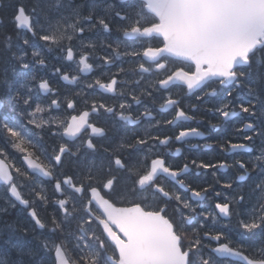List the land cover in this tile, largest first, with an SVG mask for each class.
Listing matches in <instances>:
<instances>
[{"label": "snow or ice", "instance_id": "6c2138e0", "mask_svg": "<svg viewBox=\"0 0 264 264\" xmlns=\"http://www.w3.org/2000/svg\"><path fill=\"white\" fill-rule=\"evenodd\" d=\"M12 7L0 221L24 212L29 224L7 230L38 229L40 244L4 240L0 264H264V0ZM198 114L234 129L225 159L180 165L173 142L205 136ZM192 167L236 175L194 186Z\"/></svg>", "mask_w": 264, "mask_h": 264}, {"label": "flooded vegetation", "instance_id": "af4514ba", "mask_svg": "<svg viewBox=\"0 0 264 264\" xmlns=\"http://www.w3.org/2000/svg\"><path fill=\"white\" fill-rule=\"evenodd\" d=\"M60 83H63L62 81ZM55 86V84L53 85ZM71 87V86H69ZM187 103V101H186ZM197 120L200 121V127L201 130L205 132V136L203 138H194L191 140V144H185L180 145L175 142H173V148L172 150H175V147H181L182 148V154L179 157H174L176 163L182 165L184 162H191L192 159H196L197 161L203 160L206 163H218L221 160L225 159V154L220 151V144L223 142L226 138H232V134L234 132V129L231 126L225 125V124H219L218 128L215 130H207L208 129V122L209 120L215 121L210 114L201 116L198 114ZM193 126H196V122H191ZM133 126L128 125V128L131 129ZM179 129H174L172 131H169L167 134L174 136L177 134ZM116 130H113L109 133V135H115ZM122 134V133H121ZM259 143V142H257ZM205 144H208L209 147H205ZM192 145H195L193 147ZM258 151V149H257ZM240 158V157H236ZM229 162L232 161V157H227ZM246 159V158H245ZM197 171H200L203 173V170H198L195 167H192L191 170V178L193 179L194 186H207L208 184L214 185L217 189H220V185L216 183L217 179L223 180L228 179L230 177H234L236 175V172L234 169H227V170H216L212 169L209 170L207 174H202L199 177H197L195 174ZM213 171L217 172V175L214 177L211 173ZM227 192L228 190H222ZM2 193H0V199H2ZM212 196H214V193H212ZM212 206V200L211 198L205 202V210H211ZM21 216H18V210H12L10 212V215L4 220L0 221V240L5 238V235L9 233L13 237H18V242L16 245H20L21 248L25 247L24 245H31L29 248L36 249L39 247L40 244V237L39 232L40 230H36L35 232L29 231L27 234H24L23 232H11L7 230V225H15L17 222L22 224H29V218L26 216L24 212ZM199 219H202V217H199ZM22 238H30L28 240H22ZM28 248V247H26Z\"/></svg>", "mask_w": 264, "mask_h": 264}, {"label": "trees", "instance_id": "16d2710c", "mask_svg": "<svg viewBox=\"0 0 264 264\" xmlns=\"http://www.w3.org/2000/svg\"><path fill=\"white\" fill-rule=\"evenodd\" d=\"M3 1L4 2H2V6L4 5L5 14L3 15V10H1L0 16L2 17L3 21H2V24L0 25V30L2 31L6 30L7 32L15 35L14 24L11 20L13 18L12 17L13 7L11 4L16 3V0H3ZM22 3H25V2H22ZM5 7H7V9H5Z\"/></svg>", "mask_w": 264, "mask_h": 264}, {"label": "bare ground", "instance_id": "6f19581e", "mask_svg": "<svg viewBox=\"0 0 264 264\" xmlns=\"http://www.w3.org/2000/svg\"><path fill=\"white\" fill-rule=\"evenodd\" d=\"M20 2H21V3H22V2H25L26 5H27V4L29 3V0H22V1H20ZM13 4H14V3H12L11 5H13ZM28 239H30V238H22V240H28ZM4 240H10L13 244L16 245V243L18 242V237H13V236H11L9 233H7V234L5 235V238L0 240V247L4 246V244H3ZM16 246L21 248L20 245H16ZM24 246H25V247H23V248H26V247L29 248L31 245H24Z\"/></svg>", "mask_w": 264, "mask_h": 264}, {"label": "rangeland", "instance_id": "374dc122", "mask_svg": "<svg viewBox=\"0 0 264 264\" xmlns=\"http://www.w3.org/2000/svg\"><path fill=\"white\" fill-rule=\"evenodd\" d=\"M5 9H7V7H5ZM4 13H5V11H4ZM5 31H6V30H5ZM19 215H22V213L18 211V216H19Z\"/></svg>", "mask_w": 264, "mask_h": 264}]
</instances>
